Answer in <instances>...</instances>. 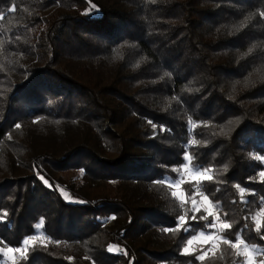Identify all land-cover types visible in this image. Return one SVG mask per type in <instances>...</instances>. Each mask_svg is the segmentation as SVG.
Returning <instances> with one entry per match:
<instances>
[{"label": "trees", "instance_id": "trees-1", "mask_svg": "<svg viewBox=\"0 0 264 264\" xmlns=\"http://www.w3.org/2000/svg\"><path fill=\"white\" fill-rule=\"evenodd\" d=\"M262 12L264 0H0V251L36 235L15 264H240L222 240L203 261L182 252L212 222L188 203L197 182L183 203L163 183L188 155L213 177L196 189L229 238L264 250Z\"/></svg>", "mask_w": 264, "mask_h": 264}, {"label": "snow or ice", "instance_id": "snow-or-ice-1", "mask_svg": "<svg viewBox=\"0 0 264 264\" xmlns=\"http://www.w3.org/2000/svg\"><path fill=\"white\" fill-rule=\"evenodd\" d=\"M13 11L15 9H12ZM262 16H264V12L261 13ZM3 17H0V19H2ZM249 19H251V16L249 17ZM249 51L251 52L252 49L250 48ZM139 66V65H137ZM169 75L168 73H165V76ZM17 128L20 127V125H16ZM191 144H197L198 141L196 140H192L190 142ZM195 159L194 155H188L186 156V160L189 163H186L184 165L185 168H188L189 170L193 171L195 173V179L197 181V183L195 184V187L197 189H199L201 191V193L203 194V182L204 181H211L213 179V177L211 175H208L207 172L209 170H205V171H200L199 168H197L194 163H192ZM257 159H264L261 157H257ZM225 171H227V168L225 167L224 169ZM260 178L262 181H264V171L259 173ZM181 179H183V177H181ZM239 188V186H237ZM241 194H243L244 189L243 188H239ZM172 195L175 197L176 193L173 192ZM204 199L207 201V196H204ZM181 207H183V205H181ZM213 207H217L216 205H213ZM209 215H212L211 212H209ZM195 218V217H194ZM184 216H180L179 217V222L183 223L184 222ZM201 219H207V217H201ZM255 219V218H254ZM41 223H43V221H41ZM210 228L212 229H217V223L216 222H210L208 225ZM233 227V225L229 222H227V220L225 219L223 222H221L219 224V233L220 235L216 236L215 238L218 240H222V242L226 245H229L230 248L232 249H236V255L237 256H244L246 257V259L242 262H240V264H255V260H254V255L256 253H260L262 255H264V250H261L259 248V246L256 245H250V243L248 242V240L246 238H242L241 233L237 232L236 233V240L235 242H233L229 236L226 234V230H229ZM247 227V225L245 226ZM264 227V225L261 224V222L257 219L256 220V232L259 234L261 228ZM165 231H169L168 229H165ZM175 231V230H173ZM201 235H203V233H201ZM209 239H212L213 237L209 236ZM261 238L264 239V234L261 235ZM38 237L36 235L30 236V237H26L23 239L22 244L24 246L27 245H35L36 241H37ZM188 244L191 245L192 244V240L188 241ZM241 246L243 247V251H240ZM109 251H111V247H109L108 249ZM29 249L27 247H11L8 246L6 247V249H4L5 255L10 254V253H19L20 256L24 259H27V253H28ZM183 252L185 254L189 253V248L185 247L183 249ZM207 255V252H203L201 255L197 256L196 259L203 261L205 259V256ZM13 264H15V261H13ZM259 264H264V260H261L259 262Z\"/></svg>", "mask_w": 264, "mask_h": 264}, {"label": "rangeland", "instance_id": "rangeland-1", "mask_svg": "<svg viewBox=\"0 0 264 264\" xmlns=\"http://www.w3.org/2000/svg\"><path fill=\"white\" fill-rule=\"evenodd\" d=\"M61 141H62V139H59V141H57V142L61 143ZM57 142H55V145L57 144ZM184 159H185V162L180 167V169L178 170L176 178L174 180L166 179L163 181V183L167 187L166 189L169 192V194L171 196H173L172 193L175 192L176 193L175 198H177L180 203L184 202V195L181 191V185L184 182H194V183L197 182L195 179V173L193 171L189 170L188 168L184 167V165L186 163H188V161L186 160V157ZM262 162L264 163V159H262ZM181 177H183V179H181ZM199 194L200 193L195 188L193 194L190 196V198L188 200L190 207L192 208L193 211H197L200 209L204 210L205 213L208 215H209V212H211L212 215H210V216H211L212 222L217 223V229H212L209 227L210 232L203 233V235H201V233L196 234L195 236H193L192 238L189 239V240H192V244L189 245L188 244L189 240H188L186 242V244L184 245L183 249L185 247H188L189 252H191L193 250H200L201 253L199 255H201L203 252H207V254L211 253L214 250V248L216 247L217 243L220 241V240L215 238L216 236H218L217 232L219 229L220 222L216 216V212L214 211L213 206L209 203L208 200L206 201L204 199V196L199 195ZM196 195H198V196H196ZM263 214H264V202L261 205V209L258 212H256L255 215H253V217H252L255 224H256L257 219L260 221ZM209 236H211L213 238L209 239L208 238ZM235 240H236V237L234 239V242H235ZM21 247H26V246H24L22 244ZM183 249H182V252H183ZM240 251H243L242 246L240 248ZM0 254H1L0 264H13V261L16 262L18 260V258L21 257L19 253H10V254L5 255L4 249L0 251ZM240 257H241V262L246 259V257H244V256H240ZM254 260H255V264H259V262L261 260H264V255H262L258 252L254 255Z\"/></svg>", "mask_w": 264, "mask_h": 264}]
</instances>
